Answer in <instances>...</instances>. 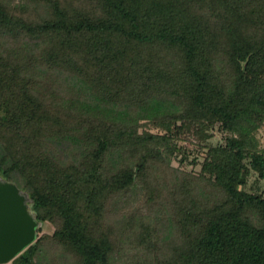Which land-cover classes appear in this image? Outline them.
<instances>
[{
	"label": "trees",
	"instance_id": "obj_1",
	"mask_svg": "<svg viewBox=\"0 0 264 264\" xmlns=\"http://www.w3.org/2000/svg\"><path fill=\"white\" fill-rule=\"evenodd\" d=\"M261 128L264 0H0L12 264H264Z\"/></svg>",
	"mask_w": 264,
	"mask_h": 264
},
{
	"label": "water",
	"instance_id": "obj_2",
	"mask_svg": "<svg viewBox=\"0 0 264 264\" xmlns=\"http://www.w3.org/2000/svg\"><path fill=\"white\" fill-rule=\"evenodd\" d=\"M29 193L0 171V263L9 261L30 243L40 223Z\"/></svg>",
	"mask_w": 264,
	"mask_h": 264
},
{
	"label": "rangeland",
	"instance_id": "obj_3",
	"mask_svg": "<svg viewBox=\"0 0 264 264\" xmlns=\"http://www.w3.org/2000/svg\"><path fill=\"white\" fill-rule=\"evenodd\" d=\"M152 129L153 130H156V128H152ZM263 133H264V130H263V128H261L259 130V134L262 135ZM218 138H219V133L218 132H215L214 136L208 140V143L209 144H214V143L217 142ZM188 167H190V165ZM247 185H248V187H251V188H254V189L258 190V191H261V190L264 189V179L258 178L256 176V174L254 172H252L250 174V176H249L248 184ZM43 229H44V231L45 230L46 231H50L51 230V227H50V225L48 223H45L43 225ZM0 264H12V263L9 260V261H6V262L0 263Z\"/></svg>",
	"mask_w": 264,
	"mask_h": 264
}]
</instances>
